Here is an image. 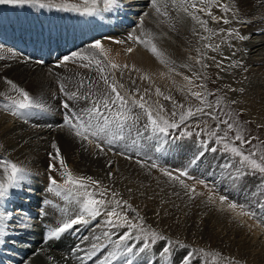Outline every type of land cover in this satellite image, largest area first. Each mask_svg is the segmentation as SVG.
<instances>
[{
    "label": "bare ground",
    "instance_id": "6f19581e",
    "mask_svg": "<svg viewBox=\"0 0 264 264\" xmlns=\"http://www.w3.org/2000/svg\"><path fill=\"white\" fill-rule=\"evenodd\" d=\"M139 1L141 0L136 2ZM146 2L150 5L152 13L157 14L160 22L166 24L186 40H192L190 43L196 45L205 40L204 43L211 45V47H208L207 56L215 57L216 62L220 64L218 69L222 89L225 90L229 98L236 100L238 106H241L248 114H251L258 122L264 124V28L256 31L254 25L261 21L264 23V3L254 5L252 4L253 0H234L231 3L232 5L227 4L229 8L227 12L222 7L227 0H215V3L210 5L198 3L197 9L189 8L188 11L198 14L199 8L207 7L212 15L218 18L217 21H214L213 30L218 28L229 29L228 34L224 36L219 35L217 30V33L214 32L211 40H209L206 36L207 31L203 32V29L197 26L195 29L191 28V23L200 25L196 20L192 18L188 20L187 13H184L183 17L180 16V8L187 7V5H181L179 0L176 3H173V0H158L161 12H166L167 15L157 13L151 6L150 0H146ZM230 2L228 1V3ZM242 4L248 5L251 10H241ZM233 7L235 8L234 10ZM34 10L39 12L43 10V12L48 13L51 15V21H61L63 23L67 21L65 26L68 27L60 24L57 29L63 34L67 31L72 33L84 30V33L79 32L77 40H85V43L90 45L97 40L101 41L104 46V55L107 57L105 61L107 63L111 61L121 66L127 65L126 68L121 67L118 70H105V73L113 76L117 82L118 78L126 80V77H129L130 79L134 78L141 89L148 86L145 82L153 83L155 88H157L159 82L163 79H172L170 77L171 73L177 75L185 83V86L181 88L187 89L189 86L194 87L193 85L197 84V77L188 68L190 66L188 62L183 64L174 56H172L173 58L168 56L153 42L164 54L163 60L166 63H161L142 44L128 40L127 38L131 31L127 30V28L130 26V21H125V24L120 26L115 25V28L112 29L105 21L106 12L96 16H88L76 12L65 13L64 15L53 14L54 10L51 7H38L37 10L35 8ZM130 13L129 11L128 14ZM137 14L134 13L136 16ZM204 14L206 13L202 12V16H198L205 20ZM32 15H34V12H32ZM233 15H236V18L230 20ZM66 17L68 20L64 19ZM205 17L208 18L209 23L213 22L212 18L207 14ZM143 19L145 18L142 16L141 20ZM224 19L232 21V24L231 22V25L223 23ZM127 20H131V17ZM143 23L149 30L153 31V26L150 27L149 22L145 24V20H143ZM218 23L223 25L221 26ZM1 24L4 28L5 23ZM239 25L243 26L239 27ZM45 27L49 29L50 25L45 24ZM245 28L247 31H244ZM32 29L36 31L35 26ZM235 32H239L240 35L244 36L252 33L256 34V37L253 41L240 40L235 35ZM94 36L98 38L95 39ZM52 37L53 35H47L45 41L41 44L34 43L31 40L32 38H28L29 41L27 43L17 42L20 45H16L14 44V39L0 35V104L10 103L8 98L17 96V93L6 82L11 80L17 86L28 91L33 98L39 99L47 106L46 110L34 109L33 111L36 114L28 117L27 122L12 116L3 107H0V146H2L0 147V158L10 159L30 170L29 181L30 187H32L30 192H34L38 187L44 189L43 185L48 181L49 175H54L58 182L63 184V178L59 173H50L48 171V154L53 151L51 143L55 141L61 148V155L73 174L83 177L91 176L94 180L101 181L106 188L114 189L119 193V196L110 198L119 199L122 197L129 200V203L133 205V208L136 209L139 216L146 223L166 236L180 240L190 247L193 246V248L218 252L221 256L233 261H239L241 264H264V232L253 225L256 223L255 220L243 218L239 214L240 212L229 209L227 205L228 199V202L223 204L218 201L217 197V199L209 202L208 196L210 195L207 193V188H204L205 186H201V189H203L201 193H204V195L190 200L185 195V189L178 182L170 181L169 177L163 175L161 170L165 165H160L158 170L152 168L153 164L160 163L157 159L156 147L158 148L162 142L167 147L176 146L173 150H169L167 154L170 157L169 159H171L170 165L173 166L171 157L175 155L177 163H182L186 167L197 164L199 171L202 173H214L215 175L211 180L217 181L214 185L216 184L217 189L222 188L223 196L226 198L234 197L233 199H236L237 205H244L246 209L255 212L256 220L264 223V210L260 208L258 203V201H264V196L259 194V191L264 190L261 187L260 180L258 181L254 177L249 178L240 164L229 156L218 151L216 155L211 153L210 149L214 148L215 145L199 143L198 141L182 142L181 140L176 141L177 139L171 140L170 135L165 137L162 134L153 133L150 128L145 131L143 126L147 122V118L138 108L135 111L140 114V121L135 125H130L131 134H126L125 140L116 141L112 144V151H109V148L106 147L103 152L95 154L94 146H88L87 150H85L74 136L66 130L61 131L57 128V125L61 123V113L63 112L60 108V103L65 99L59 92V85L64 84L69 90H76L80 81L96 82L99 81L100 77L95 64L89 68H84L81 65L86 61L63 63V57L73 52L88 53L100 59H104V57L100 56V51L96 52V54L92 52L90 50L91 47H88V45L87 47L82 44L76 46L77 43L73 42L72 38H69V44L65 45L66 47L68 45L71 47L70 52L67 53L62 48V40L57 42ZM108 38H116L118 41H124V43H103V40ZM228 39L231 42L225 46L228 43ZM49 42H51V45H49ZM53 42H55V45H53ZM128 47H132L134 52L140 51V53L136 56L129 55L133 52L127 53L125 50ZM75 49L78 50L74 51ZM237 62H239V66H233ZM104 65L106 64L104 63ZM256 65L260 66V68L256 72H251L249 68ZM131 69L135 70L131 71ZM185 76L192 78L193 85H190L184 79ZM244 77L247 78V83L242 82ZM34 82L35 84L33 85ZM126 83L127 81H123L122 84L125 86ZM91 86L95 87V83ZM100 87L104 88L106 86L100 82ZM155 88L153 91L158 99ZM234 88L244 89V95L237 97V95L230 94L234 92L231 90ZM239 89L234 93L241 95L242 92ZM33 90L35 92L39 91L38 97L33 95ZM132 90L129 89V92ZM137 130L141 133L140 135H137ZM133 140L136 141L135 144ZM194 151H205L206 153L204 155L193 154ZM119 153H123V155ZM207 153L212 154L214 162L222 165L225 173L230 177L236 178L234 184L236 183L237 185H225L226 183L222 180V178H225V173L220 175V171L212 167ZM126 157H130V159ZM138 160L145 167H141V163H137ZM109 161H112L111 169L107 166ZM149 169H151L150 174ZM109 170L113 173L111 179L107 175ZM172 172L174 173V170ZM3 178L2 173H0V180H3ZM129 188L133 190L132 193L128 192ZM88 191L96 192L97 189L89 186ZM24 192L17 193L16 197L20 200H25L28 196ZM140 192H144L146 195L142 196L139 194ZM174 193H179V195ZM62 194H65V192L62 191ZM61 195L50 194L48 200L51 201V204L53 203L51 207L60 211L65 218H68V215L74 216V213L68 211V195L65 194L63 197ZM106 195L112 196L111 191ZM106 195L104 198H107ZM149 196L153 198L149 199ZM96 198H99L98 194ZM32 200L38 202L40 198L35 197ZM237 209L241 211L240 208ZM70 210L72 209L70 208ZM134 214L136 213L130 210L128 216L133 217ZM250 220L254 223L251 224ZM38 221L47 222L48 216L42 217L35 222L39 225ZM44 231L45 229L41 226L31 228V230H10L7 232L8 235L4 237L8 242L0 245V249L3 246L12 247V250L17 254L13 255L16 260L14 264H80L72 256V253L67 254L69 256H67L68 259H65L66 256L64 254L56 253V250L52 249L53 246L58 244H53L54 238L49 240L50 247L47 248L41 242ZM38 236H41L40 240H38ZM79 240L84 241L82 236L73 233L72 241H67L66 246L70 249ZM66 246H59V248L66 253ZM49 257H52V259H49ZM87 263L90 262L87 261ZM0 264L2 263L0 262Z\"/></svg>",
    "mask_w": 264,
    "mask_h": 264
},
{
    "label": "snow or ice",
    "instance_id": "6c2138e0",
    "mask_svg": "<svg viewBox=\"0 0 264 264\" xmlns=\"http://www.w3.org/2000/svg\"><path fill=\"white\" fill-rule=\"evenodd\" d=\"M176 2L177 0H173V3ZM150 3L157 13L167 15L166 12H161L158 0H150ZM179 3L181 5H187L183 10L187 12L193 20H196L202 27H204L205 31H211L207 28V20L201 19L194 12H189L188 9H197L198 3L210 5L215 3V0H179ZM29 4L39 8H50L54 6L52 3H42L41 0H0V5L23 6ZM60 7L65 10L79 12L83 15L96 16L103 12H114L118 10L121 7V2L120 0H81L80 4H63ZM222 7L225 12L229 11L227 5H223ZM198 11L206 13L213 21H217L218 19L212 15L207 7L199 8ZM144 15H147V13ZM229 22L230 21L227 19L223 20V23L225 24H228ZM140 26H143V20L140 21ZM221 31H223V29H221ZM235 35L238 36L240 40H247L249 38L240 35L239 32H235ZM127 39L134 43L142 44L157 59H159L161 63H166V61L163 60L164 54L153 43L151 33L145 31H141L140 35L130 33ZM115 42L124 43L122 40ZM90 47L92 49L100 50V56L104 57V60L107 59L104 55L105 50L101 41H95ZM205 47H211V45H205ZM125 51L131 53L134 49L128 47ZM211 59L215 60V57H212ZM104 60L95 55L81 52H73L70 55L63 57V63L69 61H86L81 65L84 68H89L95 64L97 72L100 73V77L99 81L96 82L80 81L76 90H69L64 84L59 85V92L65 97L60 103V108L63 112L61 113L62 122L57 125L59 130H66L69 134L74 136L85 150H87L88 146H94L95 154H99L104 151V145L111 146L116 141L125 140L126 134H131L130 125L137 124L141 119L140 114L135 111L137 108L140 109L147 118V122L143 126L145 131H148L150 128L153 133H159L165 137L169 135L170 129H177L180 125L185 124L188 119L197 114H203L212 120L218 121L217 131H223L224 133L223 136L217 135V132L209 133L210 136L215 137V143L222 144L226 153H230L234 157H239L241 165L249 167L254 174H260L261 187L264 188V142H261L258 152H245L242 149V145H252V139L257 138L246 139L242 128L237 124L230 122V113H223L229 117L228 119H220L222 114L221 106L223 104L222 97H217L215 103L209 101L208 96H213L215 94L207 92L204 84L193 85L192 78L185 76L184 79L187 80L190 85L205 90L204 92L190 90V95L196 100H199L202 106L196 107L195 110L189 107L183 112L172 111L171 116L176 117L178 115L179 121L170 120L161 114L165 111L162 105L159 107V111L154 113L151 108L147 106L144 96L139 95V89H134L131 92L121 91L124 89V85L118 83L113 76L105 73L106 67L112 70H118L121 67L126 68L127 65L121 66L111 61H108L107 65H104ZM196 62L200 63V60L197 59ZM216 66L219 68L220 64L218 63ZM233 66H239V62ZM204 67H207V65H204ZM197 79H199V76H197ZM6 82L11 86V89L17 93V96L15 98L9 97L8 99L10 100V103L0 104V107H3L12 116L18 117L24 122H27L28 117L36 114L33 111L34 109L46 110V104L39 99L33 98L28 91L17 86L11 80H7ZM100 82L106 87L101 88ZM93 83H95V87L91 86ZM231 90L236 91V89ZM239 91L243 92L244 89H239ZM156 95L163 96L165 100H171V97L164 96L160 89H156ZM173 103L177 108H184L183 104L177 105L175 102ZM232 103H235V101ZM205 109H207V111H205ZM220 125H225L227 130L221 129ZM229 132L234 133L233 141L228 140ZM140 134L141 133L137 130V135ZM181 135L190 137L193 133L185 130ZM197 135H199V133H197ZM234 141H239V146L236 145ZM133 143L135 144L136 141L133 140ZM252 148L255 149L257 146L252 145ZM51 149L53 151L48 154V171L50 173H59L63 178V184L59 183L54 175H49V187L47 191L55 193L57 196H60L63 191L72 199H76V197H84V199L79 202L76 214L74 216L68 215V218L65 219L62 224L49 230L46 238L48 240L53 238L59 239L65 232L70 230L79 231L78 226H87L90 223V220H95L102 214V209L105 210L104 215L107 217L105 224L108 227L112 229H126V231L118 235L117 240L112 241L113 249L111 251H107L108 245L102 243H92L90 245V250L88 251L77 246V248L73 250L72 256L78 260L80 264H86L87 261H92L93 264H97V261L98 264H121V262L122 264H136L133 260V256L138 259L140 255L146 253L150 248H154L158 242H163V246L158 252L162 264H174L171 254L175 248L178 247L183 250L189 249L190 246L182 241H173L166 235L154 230L146 231L140 223L133 222L132 218H130L126 212L117 210L126 206L127 209L136 213V218L138 220L142 221L143 218L139 216V213L133 208V205L129 203V200L121 197L113 201H106L104 197L109 191H111V195L114 198L118 197L119 193L114 189L106 188L101 181L94 180L91 176L83 177L73 174L68 168L64 157L61 155V148L55 141L51 143ZM108 150L112 151V148L109 147ZM210 150L213 152L217 151L216 148H211ZM119 154L123 155V153ZM126 158L130 159V157ZM137 163H141V161L138 160ZM107 166L111 169L112 161H109ZM141 167H145V165L141 163ZM152 167H156V165L153 164ZM150 171L151 169H149V174ZM162 171L163 175L169 177L170 181L178 182L179 185L185 189V195H187L190 200L195 199L197 196L204 195V193L197 192L195 186L186 184L184 180L180 178L182 176H187L186 171H181L179 176H174L169 171ZM0 173H2L4 177L3 180H0V201H3L8 197L10 189L22 190L24 187H27L28 190L31 191L30 185L25 184L30 175L29 169L10 159L0 158ZM107 175L109 179H111L113 176L112 171L109 170ZM199 183L203 184L204 182L199 181ZM89 186L95 187L97 191H88ZM141 187H143V185H141ZM132 191L131 188L128 189L129 193H132ZM97 194L100 197L99 199L96 198ZM139 194L142 196L146 195L144 192H140ZM174 194L179 195V193ZM259 194L264 196V190L260 191ZM148 198L152 199L153 197L149 196ZM226 199L225 196H220L219 202L223 204ZM212 200L213 197L209 196L208 201L211 202ZM44 203L51 204V201L46 200ZM258 203L260 208L264 210V201H258ZM110 204L114 206H112L110 210H107ZM228 208L232 210L240 208L241 211L239 214L243 216H256L255 212L246 209L244 205H237L234 202H229ZM157 215H159V213H157ZM11 216L12 213L7 210L0 212V245H4L8 242L4 239V237L8 235L6 229L9 227L5 220L11 218ZM24 227H29V225H24ZM113 234L116 233H103V235L109 239ZM83 239L86 240L87 237H84ZM100 239L99 236L95 237V240L97 241ZM129 241H133V243H129ZM77 252H83L84 254L82 256L77 255ZM197 252L203 253L204 249L188 250L187 254L181 258L179 264H193ZM205 255H208V253H205ZM215 255L216 257H219L221 254L217 252ZM49 259H52V257H49ZM65 259H68V257H65ZM148 264H154L151 257H149ZM230 264H240V262L232 261Z\"/></svg>",
    "mask_w": 264,
    "mask_h": 264
},
{
    "label": "rangeland",
    "instance_id": "374dc122",
    "mask_svg": "<svg viewBox=\"0 0 264 264\" xmlns=\"http://www.w3.org/2000/svg\"><path fill=\"white\" fill-rule=\"evenodd\" d=\"M130 1H132V0H121L120 1L121 2V7L118 10L114 11V12H108V14H107L108 16L107 17L111 21H115V20L119 21L121 19L123 20L124 18L128 19V18L131 17V20H130L131 22L129 24L130 26L127 28V30L131 31L130 32L131 34L133 33L135 35L136 34L140 35L141 31H145V32L151 33L152 41L155 44H157V46L160 49H162L168 56H170V57L174 56L176 59L180 60L183 64H186L188 62L189 65H190V66H188V68L193 72L194 75H196V77L199 76V79L196 78L197 84H204L206 86V91L207 92H212V93L215 94L213 96H208V100L213 102V103H215V100H216L217 97H222L223 98V104L221 106L222 107V114L220 116V119H228L229 117L227 115H224L223 113H230L231 114L230 122H232L234 124H237L239 127L242 128L243 134H244L246 139L257 138V139H252V145H256L257 148L253 149L252 145L244 144V145L241 146L242 149L245 152L256 151V149L259 150V147L261 146V142H264V124L258 122L257 119H255L251 114H248L243 108H241V106H238L236 104V100L234 98H229L227 96V93H225V90L222 89L219 69L216 66L219 62H216V60H213V59H211V57L207 56L208 55V47L207 48L205 47V45H207L206 43H204L205 40L203 42L202 41L199 42V44H196L198 46L190 43L192 40H186L181 35H179L178 33L174 32L172 29H170L166 24L160 22L158 20V18H157V14H153L152 13L151 7H149L150 5L147 4L148 2H146V0L139 1L143 5H141L140 3H137L136 2L137 0L135 2H130ZM228 1H231V2L228 3ZM233 1L234 0H227L225 5L231 4ZM41 2H45V3H47V2H56V3H52V4L54 6H56V8L58 10L65 11L66 14L70 13V12L72 13L73 11L72 10L62 9L60 7L61 5H63V4H69V5L70 4H80L81 3V1H78V0H41ZM262 3H264V0H253V2H252V4H254V5L262 4ZM14 7L15 6H11V5L0 6V18L10 19V16L8 14V10L12 9ZM19 7H24L21 10L23 12H24L25 8L28 11H30L31 14H32V12H34V15H35V13L37 12V11L34 10L35 7L30 5V4L29 5L19 6ZM178 7H180V6H178ZM128 9L129 10L131 9V11H140V13L138 12L137 16L134 15L133 12L128 14L129 13ZM183 9L184 8H182V7L180 8V12H181V13L179 12L180 16H182V15L184 16V13H187ZM234 9L235 8L233 7V10ZM241 10L250 11L251 9L248 7V5L242 4ZM12 11H13V9H12ZM74 12H76V11H74ZM189 12H190V10H189ZM77 13H79V12H77ZM145 13H147V15H144ZM196 15L197 16L198 15L202 16V12H199ZM205 15L206 14H204V19L208 21V18H206ZM142 16H143V18H145V19H143V20H145V24H146V22L147 23L149 22V26L150 27L153 26V31L149 30V28L146 25H144V23H143L142 27L140 26V21L142 19ZM235 18H236V15H233V16L230 17V20H234ZM187 19L188 20L191 19V16L187 15ZM151 21H152V23H151ZM230 22L232 24V21H230ZM230 22H229V25H231ZM10 25H12V24H10ZM213 25H214V21L212 23L208 22L207 28L210 29L211 31H207L208 33H207L206 36H207V38L209 40H211L214 32L217 33V30L219 31L218 34L221 35V36H224V35L228 34V32H229L228 28H218L216 30H213V28H212ZM219 25L222 26L223 24H219ZM254 25L256 27V31H258L260 28H264V23L262 21L254 24ZM196 26L199 27V28H202L203 32L205 31V28L202 27L201 25H195V24L191 23V28L195 29ZM241 26H243V25H239V27H241ZM188 28H189L190 31H192V29L190 27H188ZM221 29H223V31H221ZM0 31H1V26H0ZM244 31H247V29L245 28ZM247 35H245V36L249 37L247 39L248 41L255 40L256 34L250 33V34H247ZM74 38H75L74 40H76L78 42H81L83 45H88L90 47V44H86L85 40H81V39L77 40L76 38H79L78 36H76ZM116 41H118V39H116ZM227 41H228V43H226L225 46L228 45L229 42H231L230 39H228ZM112 42H114V38H108V39L103 40V43H112ZM90 50L92 52H94L95 54H96V52L100 51L98 49H92V48ZM139 53H140V51H138V52H134L133 51V53H131L129 55L136 56ZM197 59L200 60V63L196 62ZM102 60H104V59H102ZM104 63L107 65V62L105 60H104ZM204 65H207V67H204ZM258 68H260V66L256 65V66L250 67L249 70L251 72H256L258 70ZM105 70L109 71L110 68L106 67ZM159 70H160V68H159ZM131 71H133V69H131ZM31 72H34V71H31ZM126 75H124V76H126ZM170 77L172 79H163L160 82L158 81L159 85L157 86V88H155V84L153 85V83L145 82L146 84H148V86L145 87V88H142V89L139 86V83L134 78L130 79L129 77H126V80H122L121 78H118L119 80L118 79L117 80L120 83H123V81H127V83L125 84V86H127V87L125 88V86H124V89H122L121 91H129V89H133V90L134 89H139L140 95L144 96V99L147 102V106L150 107L151 110L154 113L159 111V107L162 105L165 111L163 113H161V114L163 116H165V118H168L170 120L176 121L177 118H179V116L177 115L176 117H172L171 116V112L172 111L183 112V111H186L187 108H189V107H191L193 110H195L194 108L202 106L200 104L199 100H196L194 97H192L190 95V90L191 91H202V92H204L205 90L204 89H200V88H196V87H192V86H189L187 89L181 88V87L185 86V83L177 75H174V74L170 73ZM132 80H134V81H132ZM243 80L244 81H242V82L245 83L247 81V78L244 77ZM34 84H35V82L33 83V85ZM154 88H155V90L156 89H160V91L164 94V96H170L171 100H165L163 98V96H157L158 97V99H157L156 96H155V93L153 91ZM238 89L239 88H236V91H238ZM145 90H147V91H145ZM236 91H234V92H236ZM234 92L230 93V94H234V96L237 95V97H241V96L244 95V91L241 93V95H238L237 93H234ZM33 95L38 97L39 96V91L35 92L33 90ZM233 101H235V103H232ZM56 102H57V100H56ZM173 102H175L177 105L183 104L184 108L180 109V108L175 107ZM56 104L58 105V103H56ZM205 111H207V109H205ZM178 121H179V119H178ZM210 124H212V126L209 128L210 133L211 132H217V135L223 136V134H224L223 131H217L216 125L218 124V121L212 120L208 116L203 115V114H197L196 116L188 119L185 122V124L182 125V126H185V127H181V128L179 127L177 129L180 132H184L185 130L192 132L193 133L192 136H190V137L185 136V138H193V141L199 140L200 142H207V141H212L211 139H213L215 141V137L209 136L207 134L208 125H210ZM220 128L224 129V130H227L225 125H220ZM197 133H199V135H197ZM169 134L172 135L174 140H176V139L177 140H183L184 139L183 137H181L179 135V133L177 131H173V130L170 129L169 130ZM233 138H234V133L233 132H229L228 133V140L229 141H233ZM234 143L239 146V141H234ZM217 145H218V150L221 153L230 154V153H226L224 151L222 144H217ZM105 146L107 148H109V147L112 148L113 147V145H111V146L105 145ZM210 156H212V155H210ZM232 157H234V156H232ZM173 159H172V164H173V166H172V165L169 164V162H170L169 160H167L164 157L161 158L160 165H165V167L163 166L162 170L168 171L171 168L170 169L171 171L169 170V172H171L172 175H174V176H179L180 172L183 171V170L186 171L187 175L189 174L190 176L188 175V176L180 177L181 179L184 178L183 180H184V182L186 184H188L190 186H195L196 191L199 192V193H201L202 192L201 190H203V189H201V186L204 187V185H206L204 188H207L208 195L212 196L213 199H217L218 198V201H219V197H220V195L223 196V193L221 192L222 188L217 189L218 187H216V184L214 185L215 181L211 180V178L214 175L210 176L209 178L205 177L203 179L202 176H197V175H194V174L188 172V169L185 168L184 166L174 164ZM234 159L236 160V162H238L241 165L239 157H234ZM163 163H166V164H163ZM215 168L217 170L220 169V168L217 167V164H216ZM241 168L245 169V173L249 176V178L250 177L251 178H253V177H259L260 178V174H258V173L254 174L253 171L249 167H247L245 165H241ZM172 169L174 170V173L172 172L173 171ZM162 170H161V172L163 173ZM175 171H177V172H175ZM255 179H257L258 181L260 180L258 178H255ZM199 181H203L205 184L203 183V185H201V183H199ZM36 182H38V181H36ZM208 182H210L211 184L208 185ZM25 184L26 185L27 184L30 185L29 177H28V180L25 182ZM196 185H199V186H196ZM225 185H228V184H225ZM235 185H237V184H235ZM31 189H32V187H31ZM216 189H217V191H216ZM23 190L24 191L27 190L26 192L31 193L28 190L27 187H24ZM21 192H23V191H21ZM17 193H20V192H15L16 196L18 195ZM106 196H107V198H104L106 201L115 200L114 198H110V197H112L110 195H106ZM67 198H68L69 201L70 200L73 201L72 202L73 203V207L76 208V210H78L79 202L78 201H74L75 199H72L70 196H67ZM15 199H17V200H15ZM15 199H14V203L16 201H18V200L21 201L17 197ZM227 199L229 200V202L236 203V201L233 198L227 197ZM227 199L225 200L224 203L228 202ZM12 202H13V200L10 201V205L14 204ZM112 206H114V205L110 204L108 206L107 210H110ZM0 207H1V205H0ZM109 207H110V209H109ZM117 210L118 211H122V212H126L127 215L130 212V210L127 209L126 206H124L122 208H119ZM68 211L72 212L70 209ZM234 211L235 212H240L239 209H235ZM57 217H58L57 214H52V218L54 220L57 219ZM101 217H102V214L95 219V221H94L92 226H90V224H88L86 226L87 233L92 234V238H91V241L89 242V246L92 243H104L105 242L104 235L101 232L102 229H103V226H102V224L100 222V218ZM242 217L246 218V219L251 218V219L255 220L256 223H254L251 220H250V223L251 224L254 223L253 225L255 227H257L260 231L262 230V232H264V223L259 222L258 220H256L255 217H252V216H243L242 215ZM130 218H132L133 222L140 223L142 225V227L146 231L154 230V231L160 232L157 229H155L154 227H151L148 223H146L144 221V219L142 221L138 220L136 218V214H134L133 217L130 216ZM26 219L31 221V222L34 221V219L31 218V217L26 218ZM106 219H107V217L104 215V217L102 219V223ZM21 220H22V217H17V218L15 217L13 219L10 218V219L6 220V223L9 225V227L11 229L15 228L16 230H18L17 229L18 226H24V224L23 225L20 224ZM29 226H31V225H29ZM19 229L23 230L22 228H19ZM79 230H81V229H79ZM119 230L121 231V234L124 231H126V229H119ZM81 233H84V229L81 231ZM110 233H116V234L112 235L113 236V240L112 241H115V240L118 239V235L119 234L114 229H111ZM162 234H164V233H162ZM96 236H99L101 239L99 241L95 240ZM170 239H172V238H170ZM172 240L175 241L176 239H172ZM112 241L108 244L107 251H111L113 249ZM129 243H133V241H129ZM162 246H163V242H158L154 246V248H150L146 253L140 255L139 259L134 260V261L136 262V264H148L149 257H151V260L154 262V264H162V261L160 260V257L158 255V252H159V250L161 249ZM192 249H200V248H193V246L189 247V249H187V250L179 249L178 247L175 248V250L171 254L172 255V259L174 261V264H179L181 258L184 255L187 254V251L188 250H192ZM205 253H208V255H205ZM105 254H106V252H105ZM215 254H216L215 251H212V250L209 251V250H205V249H204L203 253L197 252L196 253V259L193 261V264H230V262L233 261V260H230L229 258H227L225 256H221V255L219 257H216ZM98 255H99V253H98ZM134 257L135 256H133V258ZM89 262L90 263H87V264H93L92 261H89ZM97 264H98V261H97Z\"/></svg>",
    "mask_w": 264,
    "mask_h": 264
}]
</instances>
